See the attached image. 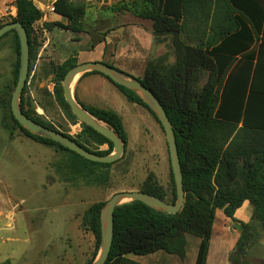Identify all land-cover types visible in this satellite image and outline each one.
<instances>
[{"label":"trees","instance_id":"trees-1","mask_svg":"<svg viewBox=\"0 0 264 264\" xmlns=\"http://www.w3.org/2000/svg\"><path fill=\"white\" fill-rule=\"evenodd\" d=\"M5 1L14 2L17 15L13 22L21 23L29 37L30 77L41 48L35 25L42 20L43 12L33 0ZM214 1L123 0L120 4V10L150 20L153 23V34L160 42L165 40V36L172 35L175 62L167 65V56L149 61L144 76L138 79L158 98L175 130L185 202L177 214L158 212L138 201L117 207L114 213L112 248L105 264H141L130 259L128 255H149L158 251L176 255L183 261L187 256L188 235L200 239L195 264H207L217 210H222L227 218L238 224L240 236L229 259L231 264H240L239 260L246 257L253 236L252 221H256L264 229V5H258L256 12V32L260 47L256 67L254 68L252 59L251 63L241 61L229 70L236 58L223 55L224 46L221 49H209L201 46L199 38H196L197 42L193 45L179 38L180 32L188 25L187 21L199 20L201 11L205 6L210 9ZM227 1L251 19H255L253 9L250 10L249 7L252 3L246 6V3L238 0ZM53 11L65 18L67 23L46 22L43 29L48 32L59 29L75 36L84 33L87 12L85 2L55 0ZM184 16L186 23H182ZM1 26L3 25L0 24ZM9 34L14 35L17 58L13 84L16 85L20 67L17 33L10 31L0 41ZM261 35L263 39L260 43ZM242 49V41H235V51ZM78 63L77 57L72 56L53 70L55 100L73 125L79 123V120L64 99L62 82L68 70ZM91 73L105 77L130 102L147 109L158 121L154 112L136 92L115 84L103 74ZM204 75H208V79L199 88L198 83ZM12 91L13 88H9V95ZM76 100L78 101L77 98ZM78 102L93 117L112 128L121 137L125 147L127 146L128 136L123 119L117 112L96 107L88 109ZM7 103V107L11 108L10 96ZM33 104L34 100L26 83L20 99L21 109L26 116L70 137L91 153L104 156L113 151L112 142L81 122L82 132L78 138L59 131L35 113ZM11 117L16 127L28 138L66 152V164L71 175L80 176L89 183L108 185L110 173L107 168L112 164L89 161L51 139L24 129L14 119L12 112ZM158 123L160 124L159 121ZM104 144L108 145V150H99ZM171 182L172 191L169 192L151 173L139 191L173 204L177 197L172 171ZM246 201L253 207L249 223L235 218L236 212ZM104 204L105 202H99L90 206L82 219L83 226L91 230L96 238L97 250L101 243L100 216ZM95 257L96 254L88 264L93 263Z\"/></svg>","mask_w":264,"mask_h":264},{"label":"rangeland","instance_id":"rangeland-1","mask_svg":"<svg viewBox=\"0 0 264 264\" xmlns=\"http://www.w3.org/2000/svg\"><path fill=\"white\" fill-rule=\"evenodd\" d=\"M54 1L33 0L43 12L42 20L35 25L41 42L40 51L47 39L51 40L53 47L65 46V50L60 51L62 59L78 55L83 47L91 49L96 45L93 52L83 54L88 57L96 55L100 49L99 40L113 32L119 37L120 45L132 40L131 33L123 35L122 27H116L119 14L124 13L120 10L123 0H75L87 4L84 30L90 38L83 35L81 40L80 35L75 36L59 29L46 34L43 31L44 23L55 20L50 11ZM16 15L13 1L0 0L1 25L12 23ZM67 37L71 39L68 40ZM183 40L191 45L197 42L191 36ZM143 43L150 45L145 38ZM14 44L13 34L0 41V263L9 259L10 264H88L95 254L96 257L99 255L100 249L96 248L93 232L82 223L83 215L90 206L106 202L118 192L139 191L151 173L160 185L169 192L172 191L165 133L147 109L130 102L107 79L102 78L103 82L93 81L92 86L90 85L94 89L93 99H101V96L112 98L111 105L115 110H111L122 117L128 144L122 158L107 168L110 173L108 185L89 183L80 176L71 175L66 164V152L28 138L12 120L7 100L13 93L12 91L9 95V88H15L13 83L17 57ZM167 49L168 54L171 53V60H174V48L170 41ZM168 54L164 55L167 56L165 63L170 65ZM106 61L111 63L112 60L106 58ZM114 65L123 67L121 63ZM123 69L124 72L131 73L127 68ZM136 72L134 70L130 75H137ZM206 81L207 75H204L198 87L201 88ZM31 85L35 113L59 131L78 138L82 132L81 123H71L55 100L54 87L52 93L46 91V102L43 104L34 94L37 84ZM84 106L93 108L87 104ZM112 106L102 104L101 107ZM252 231L247 255L240 258V264H264V229L256 221H252ZM187 241L185 264H193L199 238L188 235ZM160 256L162 259L159 262ZM128 257L143 263H149L152 259H156V264L180 263L178 256L163 251L149 255L130 254Z\"/></svg>","mask_w":264,"mask_h":264},{"label":"crops","instance_id":"crops-1","mask_svg":"<svg viewBox=\"0 0 264 264\" xmlns=\"http://www.w3.org/2000/svg\"><path fill=\"white\" fill-rule=\"evenodd\" d=\"M5 1V0H3ZM239 2L246 3V6L251 4L250 10L253 9V16L255 19H251L245 15L242 11L238 10L237 7L231 6L227 0H215L211 5V8L205 6L204 10L201 11L199 20L192 21L188 20L189 25L185 26L179 34L181 40L187 37L199 38L201 46L211 48L221 49L224 46L226 57L236 58L235 63L230 67L229 70L233 69L234 66L241 62L251 63V60L254 59V68L257 64L258 51L260 49L257 32H256V12L258 5L262 7L264 5L263 0H238ZM263 3V4H262ZM261 9V8H260ZM50 11L54 21H60L67 23V20L53 11V4L50 8ZM118 15L117 13H115ZM56 15V17H54ZM116 27H122V34L131 33L132 40L125 42V44L120 45V39L116 33L108 34L105 39L99 40V52L96 55L84 57L83 54L88 52L90 54L96 49V45H93V48L86 49L83 47L81 51L76 55L78 62H104L106 64L112 65L115 68L124 72L123 68H127L132 74L136 70V74H133L135 78H142L145 73L146 65L150 60H158L162 56L168 54L167 47L172 43V35L165 36V40L160 42L153 34V23L150 20L141 19L130 12H124L119 14ZM85 21V19H84ZM182 23H186L185 16L183 17ZM85 29V28H84ZM46 34H52V32L45 31ZM110 31V30H109ZM83 35H87L85 31L80 35L81 40ZM171 40H169L170 38ZM143 38L148 39L150 42L149 46H146L143 43ZM66 39L70 40L71 38L67 37ZM263 35H261L260 43L262 42ZM242 41L243 49L242 51H235V41ZM55 47V46H54ZM51 40L47 39L44 43L41 51L38 53L37 60L34 63L32 72H31V83L37 84V90L34 93L38 100L45 104V93L48 91L52 93L54 83H53V70L59 64H62L67 58L61 57V52L65 50V46L58 45L54 49ZM58 50V51H56ZM71 51V50H70ZM237 52V53H236ZM242 52V53H241ZM237 54V55H235ZM243 54L245 57H242ZM246 57L248 60H246ZM106 58L111 59V63L106 61ZM175 53L174 60H171V53L168 54V62L173 64L175 62ZM114 63H121L123 67H117ZM126 73V71H125ZM132 76V75H131ZM102 78H105L99 74H94L91 72L85 73L78 77L73 85L74 96L84 105H90L96 108H102V104L106 106H112V98L101 96V99H93L92 86L93 81H102ZM106 79V78H105ZM208 79V75H207ZM32 85H30V95L34 97L32 93ZM31 88V89H30ZM40 109V108H39ZM104 109H114V106L104 108ZM115 110V109H114ZM253 212V207L249 201L244 202L243 206L236 212L235 218L241 222L249 223L251 221V215ZM218 217V218H217ZM240 236V230L237 226V223H233L230 218H227L222 210L216 211V222L213 227V234L210 240L209 252L207 257V264H231L230 254L234 250V247L237 243V240ZM200 244L197 243L198 248ZM198 253V249H197ZM154 255V254H153ZM162 255V254H158ZM155 257V256H154ZM158 257V256H156ZM187 257V256H186ZM197 257V254H196ZM162 256L159 258L161 261ZM150 261L149 263L141 264H156L155 260ZM9 259H6L0 264H3ZM196 261V258H195ZM195 261L193 264H195ZM185 260H180V263L174 262V264H185ZM26 264V263H22Z\"/></svg>","mask_w":264,"mask_h":264},{"label":"water","instance_id":"water-1","mask_svg":"<svg viewBox=\"0 0 264 264\" xmlns=\"http://www.w3.org/2000/svg\"><path fill=\"white\" fill-rule=\"evenodd\" d=\"M10 31H15L17 33L20 43V67L17 83L12 93L10 107L14 119L24 129L28 130L32 134L51 139L52 141L60 144L72 152H75L89 161L102 164H114L118 162L122 158L125 151V144L123 140L106 123L93 117L83 106L79 104L74 96L73 85L76 79L88 72H98L103 74L115 84L136 92L154 112L163 128L168 145L171 171L176 186V202L170 204L156 196L140 191H124L114 194L108 201L105 202L102 208L100 216L101 243L99 255L96 257L94 262L91 263L105 264L112 248L114 237V213L117 207L123 205L124 203L138 201L158 212L177 214L184 206L185 191L183 186V175L173 125L158 98L151 90L146 88L138 78H135L104 62H83L73 66L70 70H68L64 77L62 82V91L65 101L79 122L93 128L97 133L113 143V151L110 154L102 156L91 153L70 137L65 136L61 132L49 129L48 127L29 118L23 113L20 106V99L29 78L31 62L29 37L26 29L21 23L12 22L0 27V39Z\"/></svg>","mask_w":264,"mask_h":264},{"label":"built area","instance_id":"built-area-1","mask_svg":"<svg viewBox=\"0 0 264 264\" xmlns=\"http://www.w3.org/2000/svg\"><path fill=\"white\" fill-rule=\"evenodd\" d=\"M30 85H31V76L28 78L27 87L29 88ZM107 146H108L107 144H104V145H102V146L99 147V150L106 151L107 150Z\"/></svg>","mask_w":264,"mask_h":264}]
</instances>
